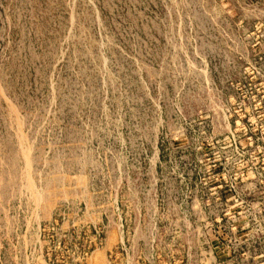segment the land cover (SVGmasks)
<instances>
[{
    "label": "rangeland",
    "instance_id": "1",
    "mask_svg": "<svg viewBox=\"0 0 264 264\" xmlns=\"http://www.w3.org/2000/svg\"><path fill=\"white\" fill-rule=\"evenodd\" d=\"M0 264H264V0H0Z\"/></svg>",
    "mask_w": 264,
    "mask_h": 264
}]
</instances>
